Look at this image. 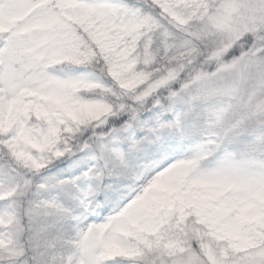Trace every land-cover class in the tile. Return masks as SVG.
Wrapping results in <instances>:
<instances>
[{
    "label": "snow or ice",
    "instance_id": "1",
    "mask_svg": "<svg viewBox=\"0 0 264 264\" xmlns=\"http://www.w3.org/2000/svg\"><path fill=\"white\" fill-rule=\"evenodd\" d=\"M0 264H264V0H0Z\"/></svg>",
    "mask_w": 264,
    "mask_h": 264
}]
</instances>
